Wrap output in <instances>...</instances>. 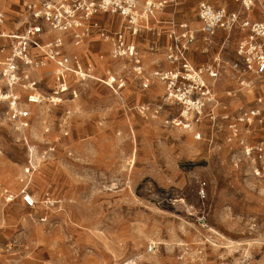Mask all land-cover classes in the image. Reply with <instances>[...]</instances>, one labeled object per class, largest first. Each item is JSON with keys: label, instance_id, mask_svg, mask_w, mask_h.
Listing matches in <instances>:
<instances>
[{"label": "rangeland", "instance_id": "374dc122", "mask_svg": "<svg viewBox=\"0 0 264 264\" xmlns=\"http://www.w3.org/2000/svg\"><path fill=\"white\" fill-rule=\"evenodd\" d=\"M202 1L178 0L163 21L199 29ZM217 2L239 8L235 0ZM0 11L1 50L9 44L3 34L23 30L22 0H0ZM101 17L113 31L122 26L118 15ZM167 29L137 38L147 77L162 63ZM84 48L85 61L106 55L111 72L100 69L96 77L128 79L129 107L163 102L160 83L144 90L129 64L110 61L96 36ZM216 51L200 52L198 61ZM166 111L153 117L123 109L94 80L78 87L74 100L35 107L25 130L7 121L0 103V264H119L130 257L139 264H264V177L236 165L239 152L222 141L209 149L165 125L175 114ZM24 190L36 197L34 208L22 201Z\"/></svg>", "mask_w": 264, "mask_h": 264}, {"label": "built area", "instance_id": "2783aa9c", "mask_svg": "<svg viewBox=\"0 0 264 264\" xmlns=\"http://www.w3.org/2000/svg\"><path fill=\"white\" fill-rule=\"evenodd\" d=\"M235 1L236 10L200 2L196 11L200 27L195 29L188 22L161 19L178 6V0H22L23 30L3 34L9 44L0 50V103L7 121L19 130L28 129L35 107L74 100L78 87L87 81L105 84L123 101L121 93L128 84L124 75H95L106 55L85 61L74 51L96 36L109 48L110 61L129 64L144 90L155 83L163 86V102L131 109L153 117L168 108L175 110L164 118L165 125L191 134L209 149L220 147L222 141L239 152L236 165L244 163L256 178H263L264 0ZM103 14L118 15L122 26L113 31ZM4 21L0 11V24ZM164 24L168 25L164 60L169 68L157 67L147 77L136 40ZM236 33L237 42L230 48ZM217 47L219 51L205 63L193 62L192 55L210 54ZM201 193L205 196L203 188ZM22 201L36 206L26 190ZM153 249L149 246L148 251ZM119 264H139V259L130 257Z\"/></svg>", "mask_w": 264, "mask_h": 264}, {"label": "crops", "instance_id": "0c3cea01", "mask_svg": "<svg viewBox=\"0 0 264 264\" xmlns=\"http://www.w3.org/2000/svg\"><path fill=\"white\" fill-rule=\"evenodd\" d=\"M208 1V3H213L212 5H218V2H217V0H207ZM198 6V5H197ZM215 7H219V6H215ZM196 11H197V8H196ZM197 18V17H196ZM161 19L163 20V15L161 16ZM197 23H198V21H197ZM199 24V23H198ZM192 26V25H191ZM193 27V26H192ZM194 28V27H193ZM196 29V28H195ZM238 35L239 34H237L236 33V35L233 37V39L231 40V44H230V48H233L234 46H235V44H236V42H237V38H238ZM99 40V39H98ZM100 41V40H99ZM137 41V40H136ZM101 42V41H100ZM167 42H168V40L166 39V42H165V45L167 44ZM103 43V42H102ZM138 43V42H137ZM104 44V43H103ZM105 46H107L106 44H104ZM165 45H163V47H162V56H163V60H162V63H163V66L159 63V64H157V63H154V64H152V67H153V70H155L157 67H162V68H164V69H166V68H169V65L167 64V62L164 60V48H165ZM84 47L83 48H79V49H74V51H76V52H78V53H80V54H82L83 53V51H84ZM158 50H159V47H158V45L157 44H154L153 45V47H151V51L153 52V53H155V52H158ZM217 51H219V48L217 47ZM216 51V52H217ZM215 52V53H216ZM88 54V53H87ZM88 55H90V54H88ZM208 55H210V54H208ZM199 56H200V53H197V54H195V55H192V60H193V62L196 64V65H198V64H203V63H205V62H199L198 60H199ZM211 57V56H210ZM210 57H209V59H210ZM208 61V60H207ZM103 64L105 65V66H110V65H108V64H105V62H102L101 64L100 63H98V69H97V72L100 70V69H106L105 68V66H103ZM110 64V63H109ZM146 68V67H145ZM106 70H108V69H106ZM109 71V70H108ZM155 85H157V83H155V84H153L152 85V89H153V87H155ZM161 86V85H160ZM158 87V86H157ZM161 87H163V86H161ZM124 91L125 90H123L122 91V93H121V97H122V99H123V101L121 100V98L120 97H118V95H116L114 92V95H115V97L117 98V100H118V102L120 103V105H122L123 106V109H126V110H129V111H131L132 109L131 108H133V107H129V100H128V97L129 96H126V94L124 95Z\"/></svg>", "mask_w": 264, "mask_h": 264}, {"label": "bare ground", "instance_id": "6f19581e", "mask_svg": "<svg viewBox=\"0 0 264 264\" xmlns=\"http://www.w3.org/2000/svg\"><path fill=\"white\" fill-rule=\"evenodd\" d=\"M5 35H7V34H5ZM153 92H154L155 95H158V94H159V89H158V88H155V89L153 90ZM35 199H36V197H35Z\"/></svg>", "mask_w": 264, "mask_h": 264}]
</instances>
